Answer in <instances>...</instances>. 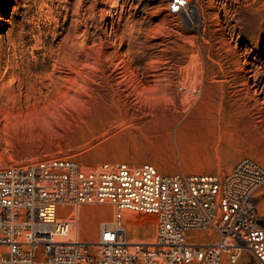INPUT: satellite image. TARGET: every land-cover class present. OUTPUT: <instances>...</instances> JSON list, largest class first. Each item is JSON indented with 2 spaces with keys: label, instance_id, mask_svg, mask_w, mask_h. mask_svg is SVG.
<instances>
[{
  "label": "rangeland",
  "instance_id": "rangeland-1",
  "mask_svg": "<svg viewBox=\"0 0 264 264\" xmlns=\"http://www.w3.org/2000/svg\"><path fill=\"white\" fill-rule=\"evenodd\" d=\"M169 2L0 0V169L55 158L220 177L243 158L264 167V0H195L182 14ZM253 202L264 227V183ZM111 214L79 209V235L95 238ZM236 264L259 263L244 251Z\"/></svg>",
  "mask_w": 264,
  "mask_h": 264
},
{
  "label": "built area",
  "instance_id": "built-area-1",
  "mask_svg": "<svg viewBox=\"0 0 264 264\" xmlns=\"http://www.w3.org/2000/svg\"><path fill=\"white\" fill-rule=\"evenodd\" d=\"M192 1L170 0L169 11ZM263 183L264 167L249 158L221 177L122 161L10 165L0 169V264H236L244 251L264 264L253 202ZM80 204L111 206L92 240L79 235ZM148 227L149 236L128 235Z\"/></svg>",
  "mask_w": 264,
  "mask_h": 264
},
{
  "label": "crops",
  "instance_id": "crops-1",
  "mask_svg": "<svg viewBox=\"0 0 264 264\" xmlns=\"http://www.w3.org/2000/svg\"><path fill=\"white\" fill-rule=\"evenodd\" d=\"M97 205H100V204H80L78 206V210L81 209V208H84V207H89L91 209H93L94 207H96ZM79 221H80V215H79ZM105 220H99V221H95L94 222V227H95V231H96V234H97V229H98V226L100 223L104 222ZM81 225V224H80ZM80 237L83 239V240H92L91 238H88V237H85V236H81L80 234ZM94 239V238H93Z\"/></svg>",
  "mask_w": 264,
  "mask_h": 264
},
{
  "label": "bare ground",
  "instance_id": "bare-ground-1",
  "mask_svg": "<svg viewBox=\"0 0 264 264\" xmlns=\"http://www.w3.org/2000/svg\"><path fill=\"white\" fill-rule=\"evenodd\" d=\"M79 211V210H78ZM82 214V213H81Z\"/></svg>",
  "mask_w": 264,
  "mask_h": 264
}]
</instances>
